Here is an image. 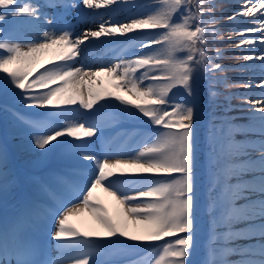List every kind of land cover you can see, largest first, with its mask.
Masks as SVG:
<instances>
[{
  "label": "snow or ice",
  "instance_id": "obj_1",
  "mask_svg": "<svg viewBox=\"0 0 264 264\" xmlns=\"http://www.w3.org/2000/svg\"><path fill=\"white\" fill-rule=\"evenodd\" d=\"M127 2L82 0L88 9ZM248 2L251 7L245 6V10L234 15L247 17L254 15V10L264 9V0ZM153 3L159 6L146 14L123 21L101 20L98 30L85 31L81 36L74 37L67 29L59 33L45 32L43 42L20 43L0 36V73L5 74L0 77V94H10L25 108L51 110L38 114L35 119L15 110L10 115L31 129V142L36 149L48 151L51 145L52 150L61 148L68 158L82 162L74 169L78 180L69 191L71 198L52 213L55 226L52 238L60 249L86 251L69 256L63 264H105L93 258L101 254L93 238L118 244L129 251L135 250L137 244L163 240L162 245L153 246L152 264H190L196 251L195 108L185 102H173L169 96L179 87L186 96L192 97L196 73L203 70L207 79L208 71L220 69L219 63L208 67L211 58L201 47L207 46V35L217 34L211 16L213 8L210 0H197L195 11L191 7L193 0H153ZM0 9L4 10L0 12V22L7 17H18L21 18L18 23H27L41 15L29 0H0ZM177 15L179 19L175 18ZM257 19L264 21V12ZM259 27L262 30L259 59L264 61V23ZM143 29L162 31L121 42L150 49L142 55L122 57L118 63L101 64L97 70H86L83 64L76 66V58H83L90 48L116 42L100 41L101 37L125 36ZM228 35L243 36L244 32ZM255 39L245 37L240 43L253 45ZM243 60H253V56L243 55ZM98 76L108 77L117 92L126 91L132 99L94 90L92 84L98 83ZM215 83L209 81L210 103L219 95L214 90ZM240 86L248 88L249 84ZM113 96L126 107L100 103ZM256 103L260 105L256 109L260 115L250 119L258 122L259 135L264 137V94ZM75 105L87 111L88 116L84 117L76 107H68ZM127 106L134 107L160 130L144 139L133 150L135 154L111 151L97 154L89 138L100 129L90 122L91 118L108 109L113 110L114 121L125 116L135 117L136 113L130 112ZM5 110L8 111V106ZM229 119L226 117L220 125L213 123L206 136L209 149L206 211L210 227L200 264H233L229 259L232 256L237 257L239 264H264V139L258 144L235 140V134L242 130ZM64 137L69 139H61ZM252 151L258 152L257 158H251ZM2 166L0 154V169ZM243 176L251 179H241ZM0 179H3L2 170ZM97 190L110 198L114 207L112 214L97 200ZM85 215L90 218L88 228L71 222ZM237 224L246 227L236 228ZM219 228L225 230L217 231ZM114 237L135 243L124 244L123 240H113ZM171 237L177 238L166 239ZM245 239L257 241L258 249L236 243ZM18 264L45 262L29 260ZM129 264L140 262L133 260Z\"/></svg>",
  "mask_w": 264,
  "mask_h": 264
},
{
  "label": "rangeland",
  "instance_id": "obj_2",
  "mask_svg": "<svg viewBox=\"0 0 264 264\" xmlns=\"http://www.w3.org/2000/svg\"><path fill=\"white\" fill-rule=\"evenodd\" d=\"M29 2L35 6H37L40 10V17L38 18H33L30 22L27 23H18L17 21H19L21 18L18 17H12L10 22H2V29L3 32H7L10 31V33H17V34H21V35H26L28 36L26 39H16L13 40L14 42H20V43H28L29 41H37L39 40L40 42L44 41V36L42 39H40L42 37L43 34H45V32H49V33H59L61 32V30L67 29L70 30L71 32L74 33V37L75 36H81L83 35V18L86 15H89V12H93L95 9H88L85 8L83 6L82 0H70V3H67L64 6H61L62 8L60 9H56L53 7V5H47L46 3H44L43 0H29ZM253 2V1H252ZM256 3L261 2V0H256ZM245 3H249V2H245ZM72 5H76L75 7H73ZM118 8L116 9V11L114 13H112L110 19L108 20H125L126 18H130L131 13L129 10H131V8L134 6V3L131 2V0H129V2H127L126 4H117ZM262 10V12H264V9H260ZM255 11L254 10V15H255ZM261 13H258L257 15H255L256 17H259ZM254 15H251V17H253ZM107 20V21H108ZM127 22H130V19H128ZM261 23H264V21L259 20L258 21V26H260ZM154 30H158V29H143V30H137L135 32L132 33H128L125 36H116L112 39H115L114 41H116L115 43H107V44H103L106 46H100L96 48V54L97 55H101V57H104L106 59H111L112 61H114L115 63H118L119 60L124 57V58H129V54H126L122 47H119V44L121 42H124V39L127 37H133L135 35H140V34H144L150 31H154ZM256 32V35L258 36L257 39V45L256 48L260 47L261 44V32L262 30L260 29V27H258L257 29L254 30ZM7 34V33H6ZM10 35V34H9ZM104 40H108L107 37H101L100 41H104ZM100 41H95V43L99 44ZM109 41V40H108ZM88 43V42H87ZM260 43V44H259ZM251 55L253 56V59L257 62L262 61L259 59V56L257 53H251ZM79 57L76 58V63L79 61ZM76 66H79L76 64ZM85 69L87 70V66H85ZM261 67V75H259L257 77V84L259 87H263L264 88V66H260ZM89 68V67H88ZM43 69H41L42 71ZM97 70V69H96ZM1 74V73H0ZM34 77H30V79H32ZM103 78L105 80L108 79V77L103 76ZM100 82L96 83L93 82L92 87L94 88V90L96 88H98V84ZM114 82H112L113 84ZM111 85L107 86L109 87V89L107 87H105L106 89H104V91L101 92H110L113 93L114 96L115 95H119L122 96L125 100H130L132 99V96L130 93H127L126 91H120L117 92L116 89ZM256 84V85H257ZM108 89V90H107ZM43 91V90H41ZM264 93V90H263ZM113 97H107L105 100L100 101L101 104H112V105H116L117 107H126L125 105H121L119 101L115 100ZM258 100V99H257ZM257 100H251L250 104L253 106V111L257 112L256 109L260 107L259 104L256 103ZM98 106V105H97ZM97 106H94L97 107ZM17 112L22 113L23 115H29V118H35L38 117V114L40 113H44V112H48L51 111L50 109L47 108H38V107H32V108H25L23 106V104H17L15 106H13ZM68 107H76L79 109V105H75V106H68ZM128 110L130 112H134L136 113V115H141L134 107L131 106H127ZM0 110H2V108H0ZM79 111L81 113H83L84 117L88 116V112L83 110V109H79ZM259 113V112H257ZM260 115V113H259ZM126 117V116H125ZM83 118V117H82ZM2 119H1V115H0V125H1V129L0 131H2L3 125H2ZM90 122L96 124V126L100 129V131H98L96 133V135H94L93 137L89 138L92 141V149L99 155H103L104 153L111 151V152H125V153H129V154H135L134 153V149H136L138 147V145H140L142 143L143 139L137 138V133H135V130H133V132L130 134L129 130H127L128 128H126L125 133L122 131L120 133H118V135H115L116 132L122 127L121 123L119 124V122L125 123L124 121V117H121L119 119H117L116 121L113 120V110L112 109H108L103 113H100L98 115H95L91 118ZM118 122V123H117ZM17 124V130L21 133V135L19 137L16 136H10L8 138V135H5V137L7 139H16L19 141V146H15L14 148L16 149H22L21 152H16L11 148L9 151V153L11 152L13 155V160L12 163H8L7 166L3 167L2 166V172H3V179H0V214H4L3 211V205H5V202H7L9 199V196H11V193L9 194H5L4 189H2L4 186L6 185V183H10L12 180L9 177L10 176V172L14 171V168L19 167V168H24V169H19V170H27L29 172H34L36 173L35 175H38V173H43L44 176L46 177V179L49 181V183L51 185H53L57 191L59 192V197H58V204H51V207H49L48 209L45 210V213L43 214V218L42 221V227L44 230H46L48 232L49 235L53 236L54 230H55V226L53 223V219H52V213L63 203H66L71 197L69 195V191L71 189V187L67 184L68 182L64 179H60L56 176V174L50 170L49 168L51 167L52 163L59 165V164H75L78 165L79 163L82 162H77L74 159L68 158L62 151L61 148H57L55 150L51 149V145L48 146L49 150L48 151H43L40 149H36L33 145V143L31 142V129H29L28 127H25L23 124L19 123L18 121H16ZM12 127V126H11ZM10 127V128H11ZM14 128V127H13ZM9 133L13 134V131H8ZM23 132V133H22ZM114 134L115 136L113 137ZM248 136V139H259V141L261 139H264V137H257L255 134L253 133H248V135H246V137ZM61 139H69L67 137L61 138ZM146 139V138H145ZM55 143V142H54ZM60 149V150H59ZM61 152V154L58 155V153ZM10 153V158H12V155ZM7 155V154H6ZM56 155H58L59 157H56ZM258 156V152H255V154H253L252 159L257 158ZM10 164V165H9ZM4 165V164H3ZM9 165V166H8ZM25 170V171H26ZM57 172V167L55 168V170ZM66 172L69 173L70 177L77 182L78 178L75 175V172L73 169L71 170H65ZM33 175V174H32ZM31 176V175H30ZM38 177H35L34 180H31V184L32 185H36L38 186L37 188V192L35 193V195L39 196L41 199H46L45 196H48L46 192H44V190L41 189V187L39 186V181L37 180ZM24 180V178H23ZM22 184V182H21ZM19 185V188H21L22 185ZM16 182L14 181L11 184V188H13L14 186H16ZM40 188V189H39ZM95 196L97 198V200L100 201L101 204H103L105 207L108 208L109 213L112 214L114 212V207L112 205V202L110 200L109 197L106 196L105 193L97 190V192L95 193ZM16 197H14L15 199ZM7 200V201H6ZM13 200V198H12ZM32 203V202H31ZM33 205V203H32ZM34 206V205H33ZM36 206L43 208L44 206L41 204H36ZM31 216H35L36 212L34 209L32 208H27L26 210ZM20 211H18V209H16L14 211V214L19 213ZM3 220L2 222H0V227L3 225V223L5 222L8 227L12 230L11 234L12 237L14 238L13 241V245L16 248L15 253L18 254L23 248H27L28 251H30V255L25 256L24 252L18 254L17 256H14V258H12L11 262H0V264H18V262L21 261H29V260H40L42 262H45V264H63V262L69 257H75L76 255L81 254L83 251H86L84 249H81L79 251H75V250H63L60 249L59 245L57 244V242L52 238V245L50 247V250L47 253V260L45 261V258L42 259L41 257L38 259L33 258L34 257V253H33V249H34V243L28 244V238L29 235L26 234L23 237L24 234V230L20 231V228L18 226V223L15 220L10 221V217L9 216H5L3 215ZM58 218V217H57ZM73 224H75L77 227H82V228H88L90 225V218L85 215L79 218H73V220L71 221ZM139 234V233H136ZM22 239V240H21ZM239 244V243H237ZM253 244L255 248L259 247V243L255 240H248L245 243L242 242L239 245H251ZM149 245V244H147ZM153 244H150V246H152ZM121 247V246H120ZM26 250V251H27ZM136 257H140L139 255H137ZM94 259H100L102 261H105L107 258V254H103L101 253L98 256H94Z\"/></svg>",
  "mask_w": 264,
  "mask_h": 264
},
{
  "label": "trees",
  "instance_id": "obj_3",
  "mask_svg": "<svg viewBox=\"0 0 264 264\" xmlns=\"http://www.w3.org/2000/svg\"><path fill=\"white\" fill-rule=\"evenodd\" d=\"M134 6L131 8L130 13L132 17L139 16L148 13L153 8H157L158 3H153V0H132ZM255 2L256 0H252ZM197 0H193L191 7L195 11V5ZM248 0H210L213 11L211 13L212 19L215 23L214 30L216 35H207V46H201L204 48L207 55L211 58V62L208 67L211 68L212 64L219 63L220 69L207 72V79L203 70L198 71L193 78V92L192 97L185 95L183 89L177 87L170 93V100L173 102H185L194 105L195 108V131H196V162H195V200H196V251L194 252L190 264H200L201 257L204 255V245L207 241L210 227V217L206 211V204L208 201L209 193V180L206 166V154L209 149L206 143V136L210 126L215 123L220 125L222 121L227 117L230 118L229 122L241 127L242 133H236L234 138L237 141H252L258 144L259 140L248 139V133H253L256 136L259 135L258 122L250 119L253 115L259 116V113L253 111V106L250 104L251 100H257L261 97L264 88L258 86L257 77L261 75V67L264 66V61H245L243 55H251L257 53L262 55L259 48H256L258 36L254 31L258 26V19L255 15L262 13V10H256L255 15L240 16L234 15L240 11L245 10V6L251 7V3H245ZM207 7V5H206ZM206 10V9H205ZM4 11L0 9V12ZM181 11H184L182 8ZM234 17V19H231ZM179 19V15L175 17ZM12 17H7L6 20H10ZM1 27V25H0ZM162 31V30H160ZM243 31L244 35H232L229 37L228 33ZM1 34V30H0ZM245 37H255L253 45H244L240 43ZM260 44V43H259ZM229 45H239L229 46ZM151 47H157L152 45ZM131 53L133 58L142 55L144 52L149 51V48L134 47L133 43H130ZM181 56L184 53L180 54ZM218 57V58H217ZM243 69V70H242ZM5 74L1 73L0 77ZM139 75V73H137ZM209 81H216L214 84V90L219 93L215 98V101L210 103L209 101ZM257 82V83H256ZM149 83V81H145ZM248 83L249 87L244 88L240 85ZM257 84V85H256ZM19 92L18 89L14 90ZM226 97L228 99H226ZM12 98L10 94H0V101L10 102ZM126 120L129 123H136L140 126H152L146 117L127 116ZM257 125L250 129L249 126ZM155 127V126H152ZM160 130V129H159ZM159 130L144 131V137H148ZM256 151L251 152V158ZM6 162V160H4ZM241 179H251V177L243 176ZM235 182V181H233ZM215 195V193H213ZM243 203V201H240ZM236 228L246 227L243 224L235 225ZM225 229L219 228L217 231H224ZM181 236L184 234H180ZM177 237H171L166 239H176ZM113 240H123L120 237H114ZM94 243L100 246L99 251L107 254L109 260H123L127 257L135 256L142 253L139 259L140 262L146 264H152L155 252L152 251L154 244H163L164 241L153 242L150 246L147 244H137L135 250L129 251L120 247L118 244H109L104 239L93 238ZM245 240L236 241L241 244ZM124 244H133L135 242L123 240ZM233 257V256H232ZM137 261V259H136ZM129 264V262L125 263Z\"/></svg>",
  "mask_w": 264,
  "mask_h": 264
},
{
  "label": "bare ground",
  "instance_id": "obj_4",
  "mask_svg": "<svg viewBox=\"0 0 264 264\" xmlns=\"http://www.w3.org/2000/svg\"><path fill=\"white\" fill-rule=\"evenodd\" d=\"M117 5L109 6V8H100L95 9L93 12H89V15L84 16L83 18V33L88 30H98V25L101 20L107 21L110 19L112 13L115 11H110V9H117ZM44 34L40 39H42ZM88 41H86L87 44ZM77 65H85L87 66V70H96L101 64H115L114 61L111 59H106L104 57H101V55L96 54V48H90L89 51L83 56V58H80L79 61L76 63ZM89 67V68H88ZM98 82V88H96V91H104L106 89L105 87L112 84L113 81H110L109 78L105 80L103 76H98L96 78ZM96 82V81H94ZM97 83V82H96ZM109 89V87H107ZM107 89V90H108ZM1 119L4 122L5 126H7V129L9 131H13V134H19L20 132L17 130V124L16 120L13 119V117L10 115V112L5 110H0ZM12 126V127H11ZM11 127V128H10ZM14 127V128H13ZM4 135L0 137V140L2 143H4ZM7 146L14 148L16 145L19 144V141L16 139H11V143H5ZM16 152H21L22 149H13Z\"/></svg>",
  "mask_w": 264,
  "mask_h": 264
}]
</instances>
